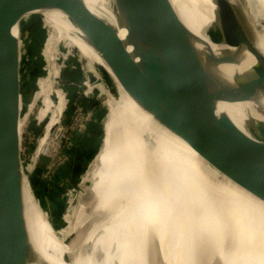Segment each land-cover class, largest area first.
Wrapping results in <instances>:
<instances>
[{
    "label": "bare ground",
    "instance_id": "6f19581e",
    "mask_svg": "<svg viewBox=\"0 0 264 264\" xmlns=\"http://www.w3.org/2000/svg\"><path fill=\"white\" fill-rule=\"evenodd\" d=\"M30 1L27 13L34 11L51 16L54 32L58 17L71 27L72 35L91 54V61L101 75L103 61L84 28L88 24L89 9L115 24L112 0H97L101 6L96 0L95 4L89 0ZM169 1L207 47L215 53L232 51L227 43H218L211 31L215 0ZM237 13L242 19L244 32L239 35L244 44L245 35L250 34L247 45L252 60L249 62L254 61L253 53L263 58V64L264 0H227L226 21H234ZM11 31L13 43L8 44L3 54L7 61L20 51L17 23ZM55 41L54 35L52 47ZM231 65L239 72L248 68V64L241 62ZM43 92L44 101L50 103L52 91L46 87ZM111 92V116L118 108L117 121L123 131V141L110 148L113 139L110 131L100 150L102 154L99 159L95 158L92 183L79 209L73 210L76 222L71 238L68 235L69 264H264V203L210 169L190 146L189 136L173 133L140 107L123 89L114 71ZM16 96L7 117L12 118V123H4L10 132L12 127L14 135L9 142L4 138L0 147L9 146L18 158L21 207L32 241L51 264H57L55 242L29 187L20 158L19 98ZM223 107L241 129L246 116L254 114L250 102L226 103ZM47 137L48 134L39 149ZM192 166L225 188L195 177L190 171ZM95 250L99 256L90 261Z\"/></svg>",
    "mask_w": 264,
    "mask_h": 264
},
{
    "label": "water",
    "instance_id": "95a60500",
    "mask_svg": "<svg viewBox=\"0 0 264 264\" xmlns=\"http://www.w3.org/2000/svg\"><path fill=\"white\" fill-rule=\"evenodd\" d=\"M30 2L0 0V142L13 138L12 127L10 132L4 123H12L7 118L9 106L22 95L21 50L10 61L3 54L13 43L12 27ZM112 2L115 24L89 9L84 32L123 89L173 133L189 136L190 146L210 169L264 203V63L252 52L254 61L249 62L250 34L244 44L240 15L226 21L227 0H215L211 31L218 43L233 48L230 53H215L169 0ZM236 62L248 64L247 70H236L231 65ZM244 102L253 104L254 114L246 116L241 129L223 105ZM192 167L195 177L217 185ZM17 168V156L9 146H1L0 264H51L33 243L23 218ZM60 257L66 261L63 254Z\"/></svg>",
    "mask_w": 264,
    "mask_h": 264
},
{
    "label": "rangeland",
    "instance_id": "374dc122",
    "mask_svg": "<svg viewBox=\"0 0 264 264\" xmlns=\"http://www.w3.org/2000/svg\"><path fill=\"white\" fill-rule=\"evenodd\" d=\"M89 1L95 4L94 0ZM47 16L32 11L17 21L22 50L19 153L29 187L41 204V213L47 224V218L51 222L52 228L50 224L48 226L59 256V259L55 257L57 264L59 260L60 264H69L70 239L66 246L65 240L71 238L76 222L73 210L79 209L92 183L90 176L96 159L102 154L100 151L96 155L99 145L102 148L111 131L110 148L116 147L123 141V131L117 121L119 109L115 108L112 111L114 116H111L113 71L106 69L109 89L105 92L100 74L92 69L91 61L80 56L77 47L70 43L72 37L68 33L73 31L63 26L58 17L54 32ZM51 32L59 33L56 35L58 42L53 47ZM46 87L52 91L50 103L44 101ZM109 103L110 109L107 110ZM49 122L48 137L39 149L44 128ZM62 254L67 261L60 257ZM98 256L99 251L95 250L90 261Z\"/></svg>",
    "mask_w": 264,
    "mask_h": 264
},
{
    "label": "crops",
    "instance_id": "0c3cea01",
    "mask_svg": "<svg viewBox=\"0 0 264 264\" xmlns=\"http://www.w3.org/2000/svg\"><path fill=\"white\" fill-rule=\"evenodd\" d=\"M25 16H26V15H25ZM27 16H28V14H27ZM27 16H26V17H27ZM24 19H25V18H24ZM24 19H22V20H24ZM47 20L50 21V23H51V19H49V16H47ZM62 23H64V22L62 21ZM58 24H59V22H58ZM58 26H59V25H58ZM63 26H65L66 28H70V29H71V27L68 26V25L65 24V23L63 24ZM51 27H52V23H51ZM51 29H52V28H51ZM71 31H72V29H71ZM68 34L70 35V37H72V41H70V43H71L73 46L77 47L80 56H82V57H86L89 61H91L93 58H92L91 54L87 51V49L84 47L83 43H82L79 39H77V38L71 36L72 33H68ZM51 35H52L51 37H52V39H53V36L55 35V37H56V35H59V33L56 34V33H52V32H51ZM57 38H58V37H57ZM57 38H56L55 43L58 42V39H57ZM20 44H21V43H20V40H19V50H21ZM21 53H22V50H21ZM20 59H22V54H21V56H20ZM102 61H103V60H102ZM103 64H104V69H103V71H102L100 77H101L102 82L104 83V89H105V92H108V89H109V80H108V77H107V75H106L107 65L104 63V61H103ZM91 65H92V67H93V68H92L93 70L96 69L92 61H91ZM44 83H45V81H44ZM60 106H63V104H61ZM108 109H110V103L107 104V110H108ZM105 119H106V115H105V118H104L103 124L105 123ZM51 122H52V121H51ZM51 122H49V123L45 126V128H44V134H43L41 140L43 139V137H45V136L49 133V130H50V128H51ZM102 130H103V127H102ZM102 140H103V137L101 138L100 143H101ZM100 150H101V144L99 145V149H98V152L96 153V155L100 152ZM90 167H92V163H91V162H90ZM90 169H91V168H90ZM48 225H49V224H48Z\"/></svg>",
    "mask_w": 264,
    "mask_h": 264
},
{
    "label": "trees",
    "instance_id": "16d2710c",
    "mask_svg": "<svg viewBox=\"0 0 264 264\" xmlns=\"http://www.w3.org/2000/svg\"><path fill=\"white\" fill-rule=\"evenodd\" d=\"M38 34H39V32H38ZM36 35V34H35Z\"/></svg>",
    "mask_w": 264,
    "mask_h": 264
}]
</instances>
